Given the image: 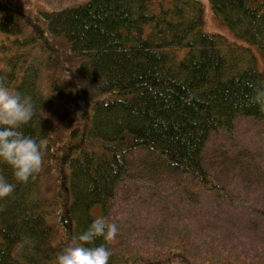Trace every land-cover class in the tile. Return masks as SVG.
Returning <instances> with one entry per match:
<instances>
[{
	"label": "trees",
	"instance_id": "trees-1",
	"mask_svg": "<svg viewBox=\"0 0 264 264\" xmlns=\"http://www.w3.org/2000/svg\"><path fill=\"white\" fill-rule=\"evenodd\" d=\"M209 1L233 41L197 0H0V264H137L106 215L139 151L229 195L204 152L238 118L264 122V0ZM175 243L139 264L193 263Z\"/></svg>",
	"mask_w": 264,
	"mask_h": 264
},
{
	"label": "rangeland",
	"instance_id": "rangeland-1",
	"mask_svg": "<svg viewBox=\"0 0 264 264\" xmlns=\"http://www.w3.org/2000/svg\"><path fill=\"white\" fill-rule=\"evenodd\" d=\"M12 1L35 14L87 0ZM197 1L204 10L205 32L233 41L210 1ZM204 159L209 175L228 189V196L192 193L189 180L155 169V157L136 152L106 215L118 234L113 252L139 264L163 256L181 240L193 263L175 258L156 264H264V122L238 118L231 133L211 136ZM94 215L100 216L98 208ZM208 258L215 263L204 261Z\"/></svg>",
	"mask_w": 264,
	"mask_h": 264
}]
</instances>
